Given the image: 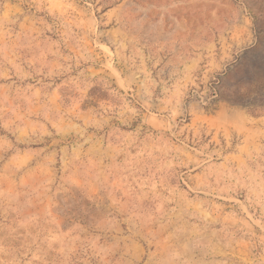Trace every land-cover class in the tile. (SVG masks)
<instances>
[{"label":"rangeland","instance_id":"rangeland-1","mask_svg":"<svg viewBox=\"0 0 264 264\" xmlns=\"http://www.w3.org/2000/svg\"><path fill=\"white\" fill-rule=\"evenodd\" d=\"M0 264H264V0H0Z\"/></svg>","mask_w":264,"mask_h":264}]
</instances>
